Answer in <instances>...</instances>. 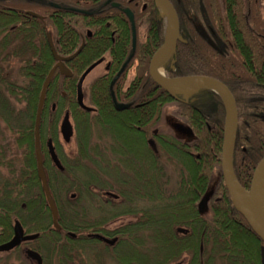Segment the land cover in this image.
Here are the masks:
<instances>
[{
    "label": "trees",
    "instance_id": "obj_1",
    "mask_svg": "<svg viewBox=\"0 0 264 264\" xmlns=\"http://www.w3.org/2000/svg\"><path fill=\"white\" fill-rule=\"evenodd\" d=\"M106 1L0 0V168L7 170V176L0 175V190H19V213L24 211L21 205L27 209L23 215L18 214L20 224L27 234L38 236L36 242L48 237L44 248L35 245L43 256V264H71L76 251L75 241L61 240V236L66 232H98L100 228L98 224H91L89 210L79 211L61 203L62 193L77 191L73 190L75 188L84 191L89 167H85L87 171L83 170L86 174L83 173L81 179L71 175L68 183L60 172L45 165L59 231L52 227L36 176L34 120L42 84L55 64L46 35L51 36L54 49L61 57L74 54L82 43L84 46L67 63L72 77L64 79L56 71L46 90L38 132L42 151L45 152L43 145L47 136L53 137L46 134V130H54L53 123H48L47 113L50 104L55 102L57 113L65 108L76 122L80 159L75 163L89 164L85 157L93 151L90 139L123 138L119 125L125 122V112L114 110L110 92L119 99L124 98L122 81L129 71L134 78L125 97L144 102L141 113L146 135L149 128L159 123L163 108L174 103L148 77L151 57L164 40L165 24L159 17V9L153 0H110L105 4ZM169 1L175 6L182 24L187 20L189 10L191 12V5L198 11H205L211 19L216 12V3L210 0ZM223 2L229 26H243L248 4L242 0ZM111 3L117 4L119 9L111 8ZM124 10H129L134 19L136 41L133 53L130 24ZM27 12L41 19L28 16ZM192 14L189 16L193 17ZM233 37L236 41L235 34ZM189 43L177 44L163 67L164 74L166 77L205 76L221 82L229 90L237 112L232 169L238 183L247 190L253 170L264 156V121L256 116L264 114V78L261 77L264 75L261 64L264 47L248 44L251 49L241 51L247 55V64H242L245 57L237 48H227L217 55L210 49L192 48ZM104 56L111 62L109 73L83 89L84 101L96 114L91 116L79 110L75 103L76 84L80 75ZM129 56L124 74L110 87L113 76ZM11 63L18 66L15 79L7 72ZM156 92L160 93L158 98L154 95ZM185 101L177 102L176 115L194 138L181 143L173 141L172 137H164L168 145L159 153L166 164L180 167L174 189L167 188L163 167L161 190L145 191L147 209L143 228L135 225L129 231L122 228L118 232L123 237L144 230L147 237L144 250L143 246L142 251L139 249L137 240L130 238L128 248H124L122 254H116L114 260L116 264H176L180 260L183 264H260L263 244L232 207L221 178L222 101L210 90H199ZM136 119L132 114L130 122H137ZM14 121L18 124L13 127ZM4 129L13 136L12 142L4 137ZM134 193L137 195V190H131V194ZM203 200V208L207 207L210 214L208 218H204L199 209ZM2 210L10 211L4 205ZM177 228H186L188 233L179 235Z\"/></svg>",
    "mask_w": 264,
    "mask_h": 264
},
{
    "label": "flooded vegetation",
    "instance_id": "obj_2",
    "mask_svg": "<svg viewBox=\"0 0 264 264\" xmlns=\"http://www.w3.org/2000/svg\"><path fill=\"white\" fill-rule=\"evenodd\" d=\"M210 1L216 3V12L212 14V19L209 16H206L205 11H198L191 5V12L189 10V14L194 13L192 14L193 17H190L188 14L187 20L184 21L183 24L182 21H180V16L177 13L175 6L169 1L177 14L179 24L180 41L176 43V46L177 44H187L188 42H190L189 45L192 48L197 47L199 49H210L217 55L222 54L223 50L231 47L237 48V50H239L240 52H248V50L251 49V45L248 44L251 43H254L255 46L259 44L264 47V0H242L243 2L248 4L247 7H249V9L246 10V14L244 17V25L237 26L235 28H231L229 26V19L227 18L223 4L224 0ZM108 3H110V0H107L105 2V4ZM113 5H115L116 7H114ZM110 7L119 9L118 5L115 3H111ZM250 7H253V10H251ZM73 11L86 13L85 11L79 9H74ZM164 24L166 32L165 20ZM233 34H235L236 36V41L233 37ZM185 35L186 39L184 38ZM233 40L234 42H232ZM238 45H240L239 48L237 47ZM242 52L241 55L243 54ZM243 56L245 57V59L241 61V63L247 64V55L243 54ZM105 59H107L106 72L95 79H98L109 73L111 62L107 56H104L98 61H96L95 63L99 62V64L96 65L95 68L102 65ZM261 64L264 65V61L261 62ZM164 65L162 66V72H160L164 77H166L163 70ZM65 66L68 69L67 63L65 64ZM125 69L117 78V80L122 76V74H124ZM119 70L116 72V74L119 72ZM89 74L86 76L82 84V96L83 104L88 107L90 111H85L79 108L76 102V93L75 103L78 106L79 110L89 113L91 116H95V111L91 107L87 106L86 102L84 101L83 95L84 87H86L88 84L95 80L93 79L92 81H89V83L84 86V83L87 80ZM116 74L110 81V87L115 84L114 83L113 85H111V82L115 78ZM133 75L134 74L129 71L123 77V88L121 91V94L124 95L123 99L121 97V99H119V97H116L114 92H110V97L114 110L118 113L125 112V122L119 125V127H121V129L123 130V138L90 139L89 142L91 150L93 151H91V153L85 157V160H87L89 164L83 165L80 162L75 163L76 160L80 159L77 154L78 135L76 130V122L71 112L66 110L65 108L61 110V112L57 113L56 111L58 107L56 102L50 104V110L47 113L48 123H53L54 130H46V134H51L53 137L47 136V138L45 139V145H43L45 147V152L41 149L42 142L40 141L39 137V148L42 159V167L46 177V181L48 173V171H46L47 169H45L46 164L47 167L51 166L52 168L60 172L64 178H67L68 183L71 182V175H74L75 177L81 179L83 177V173L87 171L85 167L90 168V170L86 172L89 173V179L85 184V188L83 189L84 191L75 188L73 190L77 191H68L66 193L64 192L61 194V203L63 206H72L74 207V209H77L79 211L89 210V218L91 220V224L100 225L98 232H93L92 230L83 231L80 233L66 232L61 236V240L64 238L75 241L76 251L74 260L71 264H107V262L109 264H116L114 256L116 254L118 255V253L123 252L122 250L124 248H128V243L130 242L128 239L130 238H134L135 240H137V242L139 243V249L141 250V246H143L144 250V242L147 239L144 230H141L139 234H135L134 236L125 235L123 237H121L118 232L122 228L129 231V228L135 225L139 226V228L141 229L144 226V213L147 209L145 191L161 190V171L163 167L165 169V167L167 166L165 158L159 155L161 150H163V147L168 145V141L164 137H172L173 141H178L181 143H187L191 140L180 139L161 130V118L157 126L149 128L148 134H145V124L142 121L143 115L141 113V107L144 105V102H140L139 100H130L125 97L126 95H128L127 89L129 87L130 82L134 78ZM60 76L64 79H69L72 77V73L71 77H64L63 75ZM261 77L264 78V75ZM166 78L174 79L179 77ZM195 93L192 96H194ZM154 95L156 98H158L160 93L156 92L154 93ZM61 96L65 97V94L61 92ZM113 99L115 100L116 104L125 105L128 107L122 111H117L115 109ZM188 99L189 98H187V100ZM173 100L174 111L172 116L175 120H178L181 124L185 126V124L176 115V104H178L177 102H184L185 99L181 95H177L176 98ZM63 103H65V101ZM184 103H186V101ZM132 114L135 115V118H137V122H130ZM256 116L264 121V114H256ZM61 140L64 146L60 143ZM49 142L53 147V151L59 161L61 170L57 169L50 159V156L48 154ZM70 144L73 145L72 147L75 151L74 154H68L65 150V146H68ZM175 160H177V157H175ZM178 167H173L177 179L180 174V167ZM131 190H137L138 194L136 195L134 193V195H132ZM18 193L19 190H0V247L9 243L12 240L14 226L17 223L20 224L18 220V214L23 215V212L27 210L23 205H21V209L24 211L19 213L18 202L20 200V197ZM3 205L10 211H3ZM204 206L202 205V207L199 209L201 211H203V209L204 211H207L208 214H204L203 217L208 218L210 214L207 207L203 208ZM20 226L24 233L23 236L32 235L27 234L26 230L21 224ZM57 231H59V229ZM176 233L179 235H186L188 233V230L186 228H177ZM37 240L38 236L35 240L23 241L13 249L0 252V264H24L19 262L20 258H23L27 262L26 264H36L34 261L30 260L27 257L26 254L28 251H33L37 253L41 258V264H43V256L39 254L38 250L35 249V245L44 248V246H47L48 237H45L44 240L41 242H36ZM104 240H107L112 243H106ZM89 243L91 244L89 245ZM182 258H184V256ZM176 264H183V261L180 260Z\"/></svg>",
    "mask_w": 264,
    "mask_h": 264
},
{
    "label": "water",
    "instance_id": "obj_3",
    "mask_svg": "<svg viewBox=\"0 0 264 264\" xmlns=\"http://www.w3.org/2000/svg\"><path fill=\"white\" fill-rule=\"evenodd\" d=\"M21 1H34V0H21ZM154 5L159 9V16L164 18L166 21V32L163 44L157 49V51L151 57L148 67V75L153 84L169 95L172 99H175L177 95H181L185 100L191 97L198 90H210L217 94L222 101L224 107V120H223V129H222V142H221V152H220V170H221V178L223 181V185L225 190L228 193L230 202L234 210L241 215L244 219L248 227L252 230V232L257 236V238L262 242L263 247L261 248L260 253V264H264V156L255 166L249 188L245 190L238 183L232 169V154L234 147V140L237 129V113L234 99L229 92V90L219 81L208 78V77H198V76H189V77H179V78H166L164 77L160 70L165 62L170 58L173 51L175 50L176 43L180 41L179 38V24L177 14L169 2V0H153ZM116 7L115 5H113ZM57 8V6H54ZM84 13V12H79ZM126 16L128 22L131 26V34H132V53L135 49V29H134V20L133 15L129 10L123 11ZM28 16L41 19L40 16L27 12ZM47 45L49 51L52 55L53 60L55 61V65L51 69V71L46 76L41 90L39 94L36 115L34 120V128H33V137H34V154L36 160V176L41 186V191L44 195L50 216L51 222L54 230H58L59 227L57 225V210L53 199L51 197L50 191L47 186V181L45 174L43 172L42 167V159L39 148V122H40V114L43 108V103L45 99L46 90L48 85L55 73L58 71L60 75L64 77H71V73L66 68L65 64L73 60L82 50L83 44L77 49V51L69 57H60L57 55L51 36L49 34L46 35ZM131 56L128 57L126 62L122 65L119 72L116 74L115 78L111 82V85L115 83L117 78L125 69L127 63L129 62ZM99 62L91 65L87 70L83 72L80 76L77 84H76V102L79 108L90 111L83 104V96H82V84L86 78V76L98 65ZM113 103L115 105V109L117 111H122L126 109L128 106L118 105L115 103L113 99ZM48 154L50 156L51 161L56 166L57 169L61 170V166L59 161L53 151V147L50 142L48 143ZM205 201H203L199 208L204 205ZM23 230L19 223L14 226L13 229V238L12 240L0 247V252L8 251L18 246L23 241H31L37 238V235H27L23 236ZM106 243H112L107 240H104ZM27 257L34 261L36 264H41L40 256L33 252L28 251Z\"/></svg>",
    "mask_w": 264,
    "mask_h": 264
},
{
    "label": "rangeland",
    "instance_id": "obj_4",
    "mask_svg": "<svg viewBox=\"0 0 264 264\" xmlns=\"http://www.w3.org/2000/svg\"><path fill=\"white\" fill-rule=\"evenodd\" d=\"M17 64H12L10 65V67L8 68L7 72L11 75L12 79L16 78V68H17ZM106 68H107V59H105L104 63L98 67H96L87 77V80L84 83V86L86 84L89 83V81H92L93 79L103 75L106 72ZM130 77V76H129ZM19 81V79H18ZM174 111L173 105L172 104H168L167 106H165L162 110V117H161V122H160V127L161 130L167 132L168 134L175 136L177 138L180 139H192L194 138V135L191 133V131L185 127L183 124H181L178 120H175L174 117L172 116ZM13 127L15 124H18V122L16 123L15 121L12 123ZM5 133H4V137L6 138V140H8V142H12V137L10 135L9 132L6 131V129H4ZM60 143L64 146L62 140L60 141ZM45 145V144H44ZM73 145H68L65 146V150L68 154H74V148L72 147ZM20 162V161H19ZM19 164V163H17ZM165 180H167L168 182V189L172 190L174 189V186L177 182V178H176V174L175 171L173 169L172 166L168 165L165 167ZM0 175L3 176H7V170L0 168ZM212 189V184L210 185V190ZM209 190V192H210ZM203 215L204 214H208L207 211H202ZM19 262L26 264L27 262L23 259L20 258ZM107 264H109L107 262Z\"/></svg>",
    "mask_w": 264,
    "mask_h": 264
}]
</instances>
